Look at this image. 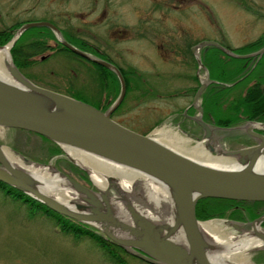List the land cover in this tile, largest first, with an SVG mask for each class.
<instances>
[{
    "label": "rangeland",
    "instance_id": "374dc122",
    "mask_svg": "<svg viewBox=\"0 0 264 264\" xmlns=\"http://www.w3.org/2000/svg\"><path fill=\"white\" fill-rule=\"evenodd\" d=\"M96 1L0 0V29L13 24H21L17 28L18 31L26 23L47 21L60 28L63 36L70 34L73 37L89 39L92 44H99L102 43L99 41L104 40L102 33L104 31L106 33L105 27L114 21L111 15L109 18H107L108 15L101 18L98 11H95V6L99 7L102 0ZM105 1L109 8L125 7L123 10L125 13L129 11L127 9L129 5L135 6V12L140 6H148L149 11L151 6L161 4L163 6L161 17L165 19L164 27L171 33L170 43H163L160 46L164 50V52L161 50L163 54L161 56L153 43H148L152 44L148 45L145 38L143 41L140 40L144 37L141 34L142 30L134 29L137 30L140 38L137 37L128 45H131L132 53L133 50L143 51L142 53L147 55L144 58L148 59V63L138 60V52L134 53L135 56L131 53L130 56H124V59L119 60L123 66L132 63L140 73H147L145 75L148 76L150 84H143L144 87L148 85V91L127 93L125 102L114 113V119L139 133L152 132L158 140L180 152L182 147L196 145L198 140L194 136L187 135L178 124V121L183 118L181 113L194 97L193 87H198V80L208 82L209 73L203 68L204 66L202 67V59L199 63L196 57L200 56L201 49L192 53L191 47L203 41H215L235 48L256 39L264 31V0ZM165 4L169 6L175 4L178 8L167 9ZM112 11L113 8L109 14ZM136 16V14L127 13L125 19L134 22ZM154 27L158 29L161 23ZM45 28H27L19 35L18 43L23 48H28V42L45 33ZM149 30L153 29L149 27ZM53 41L50 39L49 43L53 44ZM148 42L151 41L148 40ZM167 48L172 49L173 53L167 52L166 55ZM46 54H49L46 59L23 69L30 80L68 95L71 94L68 89L72 87L79 91L87 102H95L97 97L100 99V93H95L97 90L101 91V75L93 65L80 61L69 53L50 49L44 50L34 58L39 59L40 56ZM3 61L2 58V65H4ZM196 76L198 80L195 79ZM247 82L248 79L244 80L243 84ZM197 103L200 104L199 101ZM194 112L196 114L197 109ZM189 113L191 114L190 111ZM245 124L246 122L242 123V125ZM185 126L189 129L187 125ZM157 128H164L165 131L158 134L156 133ZM198 128L201 130L199 137L202 138V129L199 126ZM218 128L213 130V133L215 132L216 142L219 140L221 144L218 142V145L224 150L255 143L252 138L234 133L235 129L228 127L224 129L222 126ZM0 142L22 160L26 159V163H49L69 175L70 171L64 167V164L58 163L56 157L47 154V142L40 135L18 128H2L0 129ZM204 144L205 142L202 146L206 151L217 155L209 151ZM62 155L67 158L64 151ZM67 161L73 163L69 159ZM130 195L152 216L164 218V212L168 211V206L164 205V201H160L159 206H156L157 201L153 200L150 193L140 184L134 185V190ZM164 207L166 208L163 209ZM242 211L247 213L245 209ZM211 219L225 233L237 234L231 226L223 222L222 219L227 218ZM251 220L247 219V221ZM127 250L131 255L128 254L125 257L130 264H150L133 255L130 249ZM222 254L229 259L230 251ZM251 257L252 253L248 251L247 261L241 264H257L254 262L255 257L253 259ZM0 264L113 263L91 241L78 239L72 234L58 230L49 219L30 213L23 204L11 200L0 192Z\"/></svg>",
    "mask_w": 264,
    "mask_h": 264
},
{
    "label": "water",
    "instance_id": "95a60500",
    "mask_svg": "<svg viewBox=\"0 0 264 264\" xmlns=\"http://www.w3.org/2000/svg\"><path fill=\"white\" fill-rule=\"evenodd\" d=\"M38 26L51 28L63 46L118 76L120 93L106 111L37 85L19 71L12 60L10 48L24 30ZM202 45H213L238 58H259L264 53L263 46L252 53L236 54L215 41L200 42L192 50ZM5 47H8V53L3 62L8 77L0 76V128L34 132L50 139L64 152V146L76 147L154 178L168 193L172 217L166 222L149 219L132 205L131 196L122 190L114 177L108 176L103 189L97 187L90 178L95 187L92 189L52 164H38L47 166L70 195L63 200L55 198L42 190L44 181L6 159L1 142L0 181L55 212L96 227L110 240L132 249L138 258L151 264H220L213 260L214 257L226 251L231 252L233 248L215 243L203 233L200 223L209 220L200 221L196 218L195 205L199 199L207 197L264 201V134L255 130L264 127V122L249 121L242 126L255 139V144L224 150L215 149L206 142L210 151L234 162L233 166L208 165L164 144L151 133L141 134L115 121L111 115L125 95L122 74L113 64L90 56L68 43L52 23L38 21L24 24L7 44L0 45L1 49ZM198 61L200 63L199 58ZM205 85L201 84L193 103L199 99ZM198 110V117L191 118L204 130L203 138L208 140L213 130L201 119L200 105ZM69 159L90 175L88 169ZM110 189L114 190L115 195L109 194ZM225 222L238 232L232 238L245 236L259 242L258 246L248 251L264 249V228L261 226L264 214L253 219L249 229H244L245 224L232 220Z\"/></svg>",
    "mask_w": 264,
    "mask_h": 264
},
{
    "label": "trees",
    "instance_id": "16d2710c",
    "mask_svg": "<svg viewBox=\"0 0 264 264\" xmlns=\"http://www.w3.org/2000/svg\"><path fill=\"white\" fill-rule=\"evenodd\" d=\"M20 25L13 24L0 29V45L6 44L14 36ZM45 29V33L32 38L28 42V48H23L18 43V38L10 49L13 62L22 73H24V68L32 66L37 62L34 56L44 52V50L65 51L73 57L80 58L72 51L62 47L51 29L47 27ZM64 38L78 46L81 45L79 40L72 39V37L66 35ZM50 39L54 40L53 44L49 43ZM224 46L236 54L254 52L264 46V31L256 39L242 46L235 48ZM201 59L209 73V78L217 81L209 83L201 95L204 120L212 122L217 126H222L224 129L240 125L248 120L264 121V53L260 58H238L230 56L219 48L210 45L201 48ZM96 67L100 68L98 65ZM24 75L26 74L24 73ZM246 79H248V82L243 84V81ZM104 81H108L109 87H114L105 95L106 102L102 107L96 102H89L99 107L102 111L108 109L115 101L119 85L115 74L110 71L105 77H101V82ZM225 83L233 84L227 86ZM239 86L242 87L240 88ZM68 90L71 93L69 94L70 96L86 101L79 91L74 90L72 87ZM118 109L119 107L112 115ZM180 126L182 129L188 130L184 124H180ZM262 132L264 133V130ZM41 137L47 142V154L49 153V156L56 157L58 163L64 164V167L70 171L69 175L73 179L92 187L85 171L67 161L68 159L62 155V149L56 143L44 136ZM0 192L11 200L23 204L30 213L49 219L58 230L72 234L78 239L91 241L113 264H130L125 257L129 254L128 250L110 240L94 226L78 222L55 212L46 205L2 181H0ZM244 209L247 212L246 214L242 211ZM263 213L264 201H241L209 197L199 199L195 206V216L198 220L211 218H227L232 220L246 218L251 220ZM262 225L264 226V223ZM254 260L258 263L264 262V251L260 258L255 257Z\"/></svg>",
    "mask_w": 264,
    "mask_h": 264
},
{
    "label": "bare ground",
    "instance_id": "6f19581e",
    "mask_svg": "<svg viewBox=\"0 0 264 264\" xmlns=\"http://www.w3.org/2000/svg\"><path fill=\"white\" fill-rule=\"evenodd\" d=\"M7 53L8 47H5L3 49L0 48V76L8 77V70L5 66L2 65V58L6 59ZM251 125L260 126L259 124ZM163 131H165L164 128L156 129V133L158 134L162 133ZM202 143L203 141L198 142L196 145L190 147H182L180 148V150L182 153L188 155L189 157L204 162L208 165L219 167L233 166L234 162L231 159L223 157L219 154H210L203 148ZM204 146L206 147V144H204ZM213 147L215 149L221 148L218 145ZM64 149L66 154L73 161L89 170L90 178L97 187H100L102 189L105 188L107 185L108 176H111L118 180L119 186L129 196H131L130 193L134 190V185L140 184L144 186L148 193H150L151 198L157 201L155 202L156 206H159L160 201H164V205L166 204L168 206V193L164 189V187L154 178L147 176L137 170L121 165L117 162H113L105 158L96 156L76 147L64 146ZM2 151L8 161L17 166L27 169L28 171L36 175L39 179L44 181L43 183L45 185L41 188L45 193L62 200L67 199V197L70 196L67 193L68 191L65 190V188L62 186L63 184L59 182L58 177H56L47 166L38 165L36 163H26V160H24V158L22 160L6 146L2 147ZM262 167L264 168V162L262 163ZM130 198L132 199V197ZM132 205H134V207L138 211L143 212L147 217L151 218L152 221L166 222L171 220L172 216L171 210L169 211V206L168 211L164 212V218H161L159 216L150 215L149 211L145 207L137 204L133 199ZM165 208L166 207H164L163 209ZM200 228L203 233L213 242L222 244L226 248H233L231 249L232 251L230 252L229 259H227L222 253L214 257L213 260L220 262V264L245 263L247 261L246 253L248 252V250L252 247L258 246L257 243H259L254 238L245 236L232 238V235L227 234L223 230H221L213 220L200 223Z\"/></svg>",
    "mask_w": 264,
    "mask_h": 264
},
{
    "label": "flooded vegetation",
    "instance_id": "af4514ba",
    "mask_svg": "<svg viewBox=\"0 0 264 264\" xmlns=\"http://www.w3.org/2000/svg\"><path fill=\"white\" fill-rule=\"evenodd\" d=\"M158 1L161 2V0H158ZM96 2H98V0ZM98 6L99 7L95 6L96 7L95 11H98V14L101 16V18L105 17L106 15H108L107 18H109V15H111L113 18V21H114L112 23L114 25H112L110 23L108 25V27H105L106 33H105V31L102 33L104 40L99 41L102 43L92 44L89 39H84L82 37H77V36L73 37L70 34H68L67 36L72 37V39L79 40L81 42V45L78 46L75 43H71L68 40H66V41L68 43H70L71 45H73L74 47L80 49L82 52H84L90 56L96 57L98 59L104 60V61L116 66V68H118V70L120 71V73L122 74V77L124 79L125 96L127 95V93H130V92L131 93H142V92H145V90L148 91V85L145 87L143 85L144 83L150 84V82L148 80V76L145 75L147 73H145V74L140 73L139 70H137L132 65V63H128L127 66H123L119 59L120 58L124 59V56L125 57L130 56V54L132 53L131 45H128V43L130 44V42L132 40L136 39L137 37L140 38L139 34L137 33V30H134L136 28H140L142 30L141 34L144 37H143V39L140 38V40L143 41L145 38L147 44L153 43L156 46V48L158 49L160 55L161 56L163 55L161 53V50H162V52H164V50L162 48H160V46H162L163 43H170V40H171L170 30H168L164 27L165 19H163L161 17V15H163V12L161 10V8L163 6L161 4H158L157 6L156 5L151 6V9L149 11H148V6H144L145 8L140 6L139 8L137 7L136 11L134 12L135 6L129 5L127 7V9L129 11L126 13L123 11L125 9V7L121 8L120 6H115V7L109 8V6L106 5L105 0H102L101 5H98ZM165 6L167 9L168 8H170V9H177L178 8V5H175V4H171V6H169L168 4H165ZM112 8H113V11L111 12V14H109ZM127 13L136 14L137 15L136 21H134V22L127 21L126 20L127 18L125 19ZM168 19H170V18H168ZM142 23H144V24H142ZM159 23H161V27L156 29L154 26L158 25ZM169 23H170V21H169ZM149 27L152 28L153 30H149ZM148 32H149V36H148ZM107 40H108V43L106 44ZM148 40L151 42H148ZM142 41L140 43H142ZM148 45H152V44H148ZM62 47L66 48L65 46H62ZM128 47H129V49H128ZM66 49H68V48H66ZM68 50H70V49H68ZM168 50L169 49L167 48L166 49V55H167V52L173 53L172 49H170L169 51ZM70 51H72V50H70ZM135 52H138L137 55L139 56L138 57L139 61H141V62L144 61V62L148 63V59L144 58V57H147V55L145 53H142L143 51H134L133 50V53L131 55L135 56L134 55ZM75 54L80 57V58H78L80 61L89 62L91 65H93L95 67V69L97 68L96 71H98L100 73L101 77H105L109 71L114 73L110 69H108V68H106V67H104L98 63H95L94 61L90 60L89 58H86V57H84L80 54H77V53H75ZM45 56L48 57V54ZM94 64L100 66V68L96 67V65H94ZM115 77L117 78V81L119 84L118 89H117V92L119 94V92L121 90L120 80L116 74H115ZM195 79L198 80V77L196 76ZM200 84H201V82H199V80H198L197 86L200 87ZM198 87L194 86L192 91L196 92ZM113 88L109 87L108 81L101 82V91L97 90V92L95 93V94L100 93V96H101L100 99L97 97L96 101H95L100 107H102L103 104L106 102L105 101V95L107 93H109V91H111V89H113ZM125 96H124V99H125ZM124 99L120 103V105L123 102H125L126 99L125 100ZM192 103H193V99H192L191 103L188 105L189 109H190V107H195V105H191ZM193 115H194V113L190 114V116H193ZM118 122L123 124L124 126H126L121 121H118ZM178 123L187 125L189 127L190 131L187 132L188 134H192L195 137H199L201 130L198 128V126H196L197 124L190 117H186V118L183 117L180 119V121H178ZM126 127L130 128L132 130H135L129 126H126ZM242 131L245 132L244 130H242ZM202 132L204 133L203 130H202ZM210 140H211L210 142L213 146L218 145V142H219V144H221V142L219 140H218V142H216L215 132L212 134ZM113 192H114L113 189H110V193L112 194ZM240 222L245 224V228H249L250 221H247V219H244V220H241ZM261 255H263L262 251L253 252L251 258L252 259H253V257H256V258L259 257L260 258Z\"/></svg>",
    "mask_w": 264,
    "mask_h": 264
}]
</instances>
